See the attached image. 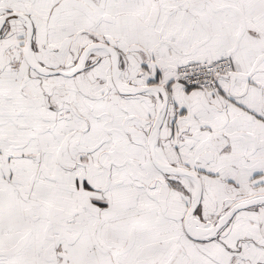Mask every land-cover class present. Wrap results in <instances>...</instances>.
Here are the masks:
<instances>
[{"label": "snow or ice", "instance_id": "snow-or-ice-1", "mask_svg": "<svg viewBox=\"0 0 264 264\" xmlns=\"http://www.w3.org/2000/svg\"><path fill=\"white\" fill-rule=\"evenodd\" d=\"M0 264H264V0H0Z\"/></svg>", "mask_w": 264, "mask_h": 264}]
</instances>
